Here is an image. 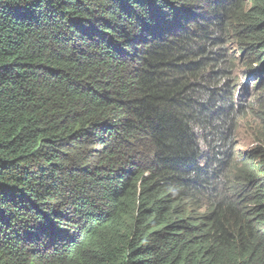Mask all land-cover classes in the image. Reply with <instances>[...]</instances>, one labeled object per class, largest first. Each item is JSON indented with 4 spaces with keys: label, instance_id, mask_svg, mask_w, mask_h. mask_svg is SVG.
Returning <instances> with one entry per match:
<instances>
[{
    "label": "trees",
    "instance_id": "1",
    "mask_svg": "<svg viewBox=\"0 0 264 264\" xmlns=\"http://www.w3.org/2000/svg\"><path fill=\"white\" fill-rule=\"evenodd\" d=\"M230 44L264 0H0V264H264Z\"/></svg>",
    "mask_w": 264,
    "mask_h": 264
},
{
    "label": "clouds",
    "instance_id": "2",
    "mask_svg": "<svg viewBox=\"0 0 264 264\" xmlns=\"http://www.w3.org/2000/svg\"><path fill=\"white\" fill-rule=\"evenodd\" d=\"M228 46L230 47V50L229 52H225V54L226 56L231 57V60L233 61V63L228 66V69L231 70L229 85H233L235 89L234 92H232V100L237 110L240 111L236 115L219 119L218 123L225 124L223 122L224 119L230 120L231 123H234L235 127L233 135L236 150L250 156L252 158V164H258V159H260L261 154L264 153V94L260 91L253 90L252 86L258 85V83L263 82L262 80H264V76L260 73L263 72L260 68L264 61L261 60V62H257V60L245 50L244 53H240L237 45L236 47H232L233 45L231 44ZM232 54H236V58ZM263 57L264 54H261L259 59H263ZM209 62L211 63L215 61L210 60ZM240 62L244 67L243 69L238 66ZM206 69L205 73L209 76L217 74L216 71H218L215 63L207 66ZM257 75L261 76L257 82H254ZM240 104L242 105L240 106ZM227 112L229 111L226 110L225 113ZM241 123H243V125H248L252 133L251 141L249 142L250 148L246 147L244 150L240 148L241 142H239V129ZM204 146L205 149L208 150L209 147L206 144H204ZM236 184L237 180L235 179V188L240 190Z\"/></svg>",
    "mask_w": 264,
    "mask_h": 264
},
{
    "label": "rangeland",
    "instance_id": "3",
    "mask_svg": "<svg viewBox=\"0 0 264 264\" xmlns=\"http://www.w3.org/2000/svg\"><path fill=\"white\" fill-rule=\"evenodd\" d=\"M230 50V47L229 46H226V50L225 52H229ZM239 68L243 69V65L242 63L240 62L238 64ZM251 136H252V133H251V129L248 125H243V123H241L240 125V129H239V142H241L240 144V148L241 149H245L246 147L247 148H250V144L249 142L251 141ZM88 150H86V148L84 149L83 151V157L84 158H87V160H92L94 158L93 155H88L87 152ZM106 163H104L102 166H105Z\"/></svg>",
    "mask_w": 264,
    "mask_h": 264
}]
</instances>
